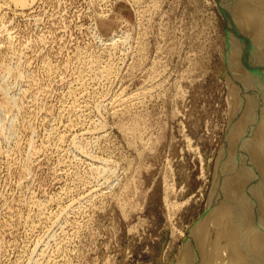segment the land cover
Returning <instances> with one entry per match:
<instances>
[{
	"label": "rangeland",
	"instance_id": "obj_1",
	"mask_svg": "<svg viewBox=\"0 0 264 264\" xmlns=\"http://www.w3.org/2000/svg\"><path fill=\"white\" fill-rule=\"evenodd\" d=\"M220 1L29 0L1 13L0 117L15 133L0 130V264L176 262L235 115ZM91 57L112 74L77 113ZM120 94L135 98L116 107Z\"/></svg>",
	"mask_w": 264,
	"mask_h": 264
},
{
	"label": "bare ground",
	"instance_id": "obj_2",
	"mask_svg": "<svg viewBox=\"0 0 264 264\" xmlns=\"http://www.w3.org/2000/svg\"><path fill=\"white\" fill-rule=\"evenodd\" d=\"M220 2L223 11L226 12V20L234 28L231 37L234 42L231 53L232 65L227 76L231 92V105L235 110H233L235 115L232 122L230 121L231 124L229 123L225 143L216 161L215 178L206 209L192 225L174 264H264V0H221ZM28 5H30L29 0H0V16L8 7L20 12L24 11ZM95 61L91 57L90 62L88 61L89 67L86 64L89 69L85 71V74H80L78 87L72 88L74 92L70 91L73 93L72 111H80L81 98L90 99L93 94L95 95L98 90L95 89V81L109 80L108 78L112 74L109 64H100L99 67H96ZM98 84L96 85L98 86ZM134 98L131 95L120 94L114 98L113 105L116 107L125 106ZM13 127L14 125L8 132H5L7 128L3 126V123L1 124L0 117V130L3 133L1 136H4L2 138L7 143L15 133L12 130ZM62 135L64 138L60 137L59 140L65 139L64 134ZM74 141L73 145H76ZM2 145L0 143V159H4L1 157L5 153L3 150L5 146L2 147ZM46 147L48 148V146ZM93 166L91 169L94 173L100 174L104 171V166L103 170L99 167L101 165ZM43 206H40L43 209L41 214L43 219L51 218L48 217ZM26 223L25 221L24 224ZM36 245L38 246V244ZM51 255L49 254V256Z\"/></svg>",
	"mask_w": 264,
	"mask_h": 264
}]
</instances>
